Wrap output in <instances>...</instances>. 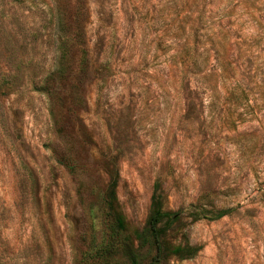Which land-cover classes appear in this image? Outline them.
<instances>
[{
  "label": "rangeland",
  "instance_id": "1",
  "mask_svg": "<svg viewBox=\"0 0 264 264\" xmlns=\"http://www.w3.org/2000/svg\"><path fill=\"white\" fill-rule=\"evenodd\" d=\"M232 5L0 0V264H81L91 220L102 233L112 167L130 231L143 226L157 181L165 207L184 211L171 238L198 251L167 264H264V35L239 39ZM57 16L67 32L83 28L89 53L81 75L68 41L70 75L57 90L60 122L77 137L74 173L51 159L48 148L62 144L33 90L56 65ZM195 46L203 66L214 50L236 64L241 89H209L203 67L182 76ZM193 206L232 211L193 220Z\"/></svg>",
  "mask_w": 264,
  "mask_h": 264
},
{
  "label": "trees",
  "instance_id": "2",
  "mask_svg": "<svg viewBox=\"0 0 264 264\" xmlns=\"http://www.w3.org/2000/svg\"><path fill=\"white\" fill-rule=\"evenodd\" d=\"M218 0H211L215 2ZM221 1V0H219ZM234 4L232 8H238L241 13L235 17V20L240 21L238 30L240 33L239 39L246 38L248 33L244 34L246 29H257L258 35H264V24L258 20V15L264 11V0H227ZM223 12V11H222ZM228 14H221L220 17H227ZM261 16V15H260ZM57 26L59 31L58 37V56L54 70L48 74L43 81L33 86V90L44 95L48 102L50 118L53 122L54 132L58 142L62 144V151L57 152L54 148H48L51 159L58 165L63 166L70 173H74L79 155L76 154L75 144L77 140L75 136H69L66 129L58 117L59 102L57 90L62 87L67 76L70 75L69 69V49L67 43L71 39H75L79 48L78 66L81 75L84 74L85 68L89 64V53L86 47L85 33L83 28H76L74 32H67L64 28V20L61 16H57ZM219 22H222V19ZM220 26V23H218ZM214 28L209 37V41H215V45L221 47V53L225 54V49L229 44H220L217 42L222 37L214 33ZM243 31V32H241ZM198 30L194 29L193 34L196 36ZM193 58L190 65L183 64L180 74L182 76L189 74L195 76L197 71L203 67V78L211 79L209 89H215L217 86L222 89L235 91L241 89L239 80L236 77L240 74L237 65L227 59L219 58L220 52L214 50L213 62H208L203 66V63L197 61V46L194 47ZM207 51V50H206ZM208 52V51H207ZM202 65V66H201ZM207 71V73H206ZM244 76L243 73L240 74ZM214 81V85L212 83ZM217 84V86H216ZM56 101V102H55ZM59 105V104H58ZM70 137V138H68ZM71 141H70V140ZM76 141V142H75ZM75 151V152H74ZM108 184L102 202L105 210L103 211V228L102 233L97 234L96 226L91 220V237L82 252L81 264H167L172 259H187L192 257L198 248L189 245L188 243H174L171 238V233L182 225L184 211H173L167 209V198L163 194L160 183L157 181L153 186L150 205L146 220L140 229L130 231L129 225L121 212L117 197H116V173L112 167L107 169ZM193 220L198 219H219L228 215L232 209H212L206 210L199 206H193ZM89 213L91 219L94 218V212L90 207ZM175 226V227H174Z\"/></svg>",
  "mask_w": 264,
  "mask_h": 264
}]
</instances>
